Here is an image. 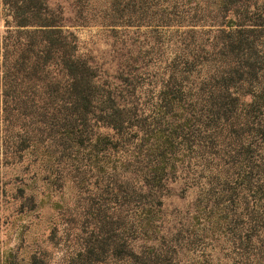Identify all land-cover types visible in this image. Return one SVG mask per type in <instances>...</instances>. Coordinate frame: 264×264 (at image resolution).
Segmentation results:
<instances>
[{
  "label": "trees",
  "instance_id": "obj_1",
  "mask_svg": "<svg viewBox=\"0 0 264 264\" xmlns=\"http://www.w3.org/2000/svg\"><path fill=\"white\" fill-rule=\"evenodd\" d=\"M67 1L116 66L79 51L61 3L3 0L0 145L31 181L72 184L48 236L75 240L60 262L18 236L0 264H264V5ZM173 182L190 200L166 204ZM30 188V208L50 197Z\"/></svg>",
  "mask_w": 264,
  "mask_h": 264
},
{
  "label": "rangeland",
  "instance_id": "obj_2",
  "mask_svg": "<svg viewBox=\"0 0 264 264\" xmlns=\"http://www.w3.org/2000/svg\"><path fill=\"white\" fill-rule=\"evenodd\" d=\"M53 2L61 3L64 8L67 19L65 21L66 28L72 30L77 38L78 49L80 52H86L93 55L94 60L98 63H102L105 68L112 70L116 66L115 51L111 46L113 40L107 31L102 26L94 23L93 21L87 24H75L73 19V11L69 1L67 0H52ZM256 5H264V0H251ZM14 24L9 14L7 5L0 0V40L6 33V29L12 30ZM2 127V125H0ZM3 132L1 131V134ZM3 147L0 145V245L2 248L14 246L19 244V237L24 239L26 247L40 246L48 250L51 256H54V260H60L62 262V255L65 245L64 239H58L59 234L53 239L49 238L51 223L55 220V217L59 215L61 211H58L57 207H52L51 202L59 195H63L62 200L70 204L73 207V201L75 200V188H71L72 184L65 182L61 187L55 185L54 187H47L46 184H42L40 179L31 181L28 178L29 173H34L31 167L27 168L25 162L23 164H13L12 162H5L4 155L2 153ZM28 183L30 189L43 191L44 194L49 191L50 197L43 198L41 204L37 208H30V202L25 201L24 198H20V191L18 185L20 183ZM179 182L172 183L171 193L165 197V202L168 206L175 204H182L190 200L193 195V190L189 189L187 196L184 199L177 197L176 192L179 191ZM29 189V190H30ZM38 196H41L38 194ZM23 200L24 202L21 203ZM77 231V230H76ZM73 234V233H72ZM71 234V235H72ZM19 236V237H18ZM72 239L66 240L74 242ZM59 240V243L53 245L51 242ZM60 264V263H59Z\"/></svg>",
  "mask_w": 264,
  "mask_h": 264
}]
</instances>
